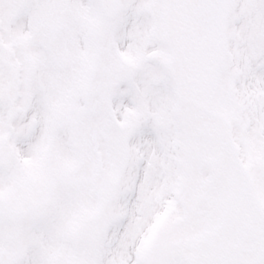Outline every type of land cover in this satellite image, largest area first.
I'll return each instance as SVG.
<instances>
[{
	"label": "snow or ice",
	"instance_id": "6c2138e0",
	"mask_svg": "<svg viewBox=\"0 0 264 264\" xmlns=\"http://www.w3.org/2000/svg\"><path fill=\"white\" fill-rule=\"evenodd\" d=\"M0 264H264V0H0Z\"/></svg>",
	"mask_w": 264,
	"mask_h": 264
}]
</instances>
